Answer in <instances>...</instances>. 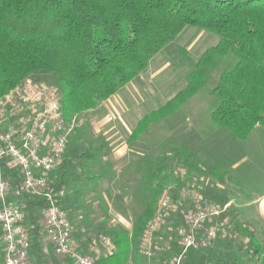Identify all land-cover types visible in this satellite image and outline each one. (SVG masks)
Segmentation results:
<instances>
[{
    "label": "trees",
    "instance_id": "1",
    "mask_svg": "<svg viewBox=\"0 0 264 264\" xmlns=\"http://www.w3.org/2000/svg\"><path fill=\"white\" fill-rule=\"evenodd\" d=\"M186 27L212 33L217 41L189 68L182 89L134 123L126 142L146 150L141 141L150 128L180 113L206 89L213 98L204 112L208 122L198 129L193 146L183 140L168 151L134 161L139 180L131 198H149L130 226L109 224L111 219L106 218L92 222L83 199L88 189L100 195L98 186L116 173L108 162L101 164L98 159L105 156L101 148L88 145L76 127L62 162L47 178L48 190L75 228L72 237L79 250L87 253L93 238L97 246L103 236L113 241L114 250L96 257L94 264H168L173 255L182 256L181 264H250L262 253L255 231L239 222L229 206L210 215L205 227L215 224L218 230L206 246L184 250L178 241L175 228L185 225L183 205L154 232L150 259L142 253V238L161 191L168 190L176 201L189 178L212 177L220 185L225 181L227 174L202 161L199 153L210 148L212 154L220 140L245 142L255 129L264 127V0H0V96L27 79L51 84L67 119L94 109L132 80L142 83L151 59ZM177 162L186 176L167 184ZM6 170L15 185V169ZM200 191L221 209L229 201L225 188L204 184ZM112 197V209L118 212L123 195L113 192ZM20 199L26 211L28 258L32 264H49L54 250L47 243L51 252H43L41 217L47 200L31 193ZM97 210L107 215L106 205Z\"/></svg>",
    "mask_w": 264,
    "mask_h": 264
},
{
    "label": "rangeland",
    "instance_id": "2",
    "mask_svg": "<svg viewBox=\"0 0 264 264\" xmlns=\"http://www.w3.org/2000/svg\"><path fill=\"white\" fill-rule=\"evenodd\" d=\"M216 41L217 37L212 33L186 27L151 59L147 70L142 75V83L132 80L94 109L69 118L71 123L74 119L73 129L76 127L82 133L88 145L101 148L100 154H105V156L98 160L102 165L104 162H108L112 170H114L115 165H118L114 170L116 177L108 179L107 182L104 180L98 186L100 195H96L95 191L88 189L83 199L84 206L89 209V216L93 219L92 222L95 219L102 222L106 218L111 219L108 220L109 224L114 222V224L120 223L129 227L132 219L140 212L149 198V195L138 196L136 199L131 198L130 192L136 188L139 180V175L133 167L134 161L138 157L168 151L174 145L183 144V140L186 146H193L192 142H197L195 135L198 129L208 122L204 112L213 101L207 89L183 105L180 113L155 123L141 141L143 145L147 146L146 150L144 146L142 147L144 149H139L127 145L125 154L119 156L121 159L118 161H115L112 153L121 144L123 145L128 136V129H132L134 123L144 113L160 106L185 86L189 68L194 65L198 56ZM214 77H216L215 73H213ZM211 85L212 83H209L206 88ZM220 141L219 146L212 154L210 153L212 150L209 148L210 151L199 153V156L202 161L217 166L222 172H225L227 174L225 181L220 185L212 177L201 178L202 181H198L200 176L197 178L191 176L192 178H189L186 185L193 183L199 186L209 184L220 189L225 188L228 195H235L238 189L242 188L243 193L250 196L253 190L258 187L254 183L260 179L257 176L258 169L260 167L264 169V127L255 129L245 142ZM231 161H236V167L233 168L235 164L229 165ZM105 170L109 171L107 166ZM108 175H110V171ZM185 176V170L177 162L174 164L173 174L167 179V184H175V178L182 179ZM113 192H120L123 195V203L117 205L119 207L118 212L112 209L115 203L112 197ZM163 194L170 195V192L168 190L161 191L158 199ZM101 205L107 206V215L97 210ZM235 209L236 207L232 209L234 213L236 212ZM85 228H88L90 235H92L91 227ZM74 230L73 227V233ZM92 240V246H96L94 238ZM47 249L50 253L49 245H47ZM65 262V258L55 254L53 260L50 261L53 264ZM32 263L31 258H28L27 264Z\"/></svg>",
    "mask_w": 264,
    "mask_h": 264
},
{
    "label": "built area",
    "instance_id": "3",
    "mask_svg": "<svg viewBox=\"0 0 264 264\" xmlns=\"http://www.w3.org/2000/svg\"><path fill=\"white\" fill-rule=\"evenodd\" d=\"M73 125L74 119L71 123L63 115L58 91L51 84L27 79L0 96V264L28 262L30 241L24 224L25 204L20 199L23 193L47 200L41 211L43 252H48L47 243H50L54 254L65 258L63 264H94L96 257L107 256L114 250L115 245L107 236L101 238V247L95 254L79 250L72 237L71 220L48 190L47 178L62 162ZM8 168L15 169L18 175L15 185L6 176ZM201 188L196 183L184 185L176 201L169 194L160 196L142 238V253L146 258L154 255V232L177 206H184L185 225L175 228L184 250L206 246L216 239L217 225L205 227V224L210 215L225 210L228 203L221 209L201 194ZM181 260V255H173L167 263L181 264Z\"/></svg>",
    "mask_w": 264,
    "mask_h": 264
},
{
    "label": "crops",
    "instance_id": "4",
    "mask_svg": "<svg viewBox=\"0 0 264 264\" xmlns=\"http://www.w3.org/2000/svg\"><path fill=\"white\" fill-rule=\"evenodd\" d=\"M130 131L131 129H128V134ZM127 148V142L125 141L123 145L121 144L118 149L112 152L115 161L121 159L119 156H123ZM236 165L237 164H235L233 168L236 167ZM117 167L118 165H115L113 169L115 170ZM257 176H259L260 179L254 181V183L258 187L253 190L250 196L244 194L242 188H239L236 193L237 196H235L236 194L229 195L228 201V206L231 210L236 207L235 213L237 220L248 225L255 231L258 242L262 246V253L256 259L251 261L250 264H264V169L262 167L258 169ZM225 187L227 188V186ZM112 224L114 225V222ZM99 247L101 246H92L87 253L95 254ZM159 248L162 249L161 246Z\"/></svg>",
    "mask_w": 264,
    "mask_h": 264
}]
</instances>
